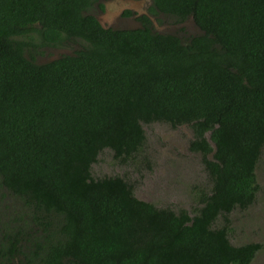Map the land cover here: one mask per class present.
<instances>
[{
  "label": "trees",
  "instance_id": "obj_1",
  "mask_svg": "<svg viewBox=\"0 0 264 264\" xmlns=\"http://www.w3.org/2000/svg\"><path fill=\"white\" fill-rule=\"evenodd\" d=\"M91 1L0 0V188L22 213L0 230V264H250L261 245H232L227 215L258 191L264 0H152L202 32L185 44L145 18L103 29L82 13ZM32 32L44 47L82 45L36 64ZM155 123L192 131L210 183L192 214L90 176L103 150L130 161Z\"/></svg>",
  "mask_w": 264,
  "mask_h": 264
},
{
  "label": "rangeland",
  "instance_id": "obj_2",
  "mask_svg": "<svg viewBox=\"0 0 264 264\" xmlns=\"http://www.w3.org/2000/svg\"><path fill=\"white\" fill-rule=\"evenodd\" d=\"M116 4L118 6L116 5L115 10L120 7L135 11L136 17L141 14L148 15L152 32L174 35L184 44L190 38L202 34L190 17L178 22L172 16L156 11L149 14L151 0H119ZM106 14V11H101L100 16L104 17ZM102 23L108 25L106 22ZM111 27L134 29L139 28L140 24L127 20L124 26L111 24ZM28 39L24 38L23 41L29 42L32 47L24 49V56L32 57L36 64H44L63 55H72L82 45L81 41L76 40L65 41L57 47H44L36 32H32ZM143 130L145 143L139 153L130 161L120 163L113 159L110 150H103L90 167L91 178L96 180L120 177L132 185L137 199L157 208H169L174 212L186 210L192 214L199 196L209 191L210 183L201 163V156L188 149L192 139L191 129L187 126L173 129L169 125L155 123L144 125ZM255 175L258 191L254 202L245 210L235 209L227 215L228 239L234 246L259 243L261 249L250 264H264V154L256 166ZM4 193L0 188V230L5 225H13L10 220L22 215L19 202L11 196L3 195ZM215 225L221 226V220Z\"/></svg>",
  "mask_w": 264,
  "mask_h": 264
},
{
  "label": "flooded vegetation",
  "instance_id": "obj_3",
  "mask_svg": "<svg viewBox=\"0 0 264 264\" xmlns=\"http://www.w3.org/2000/svg\"><path fill=\"white\" fill-rule=\"evenodd\" d=\"M119 0H92L90 2V7H88L85 11H83V15H89L92 16L103 29H111V30H130V29H117L115 27H111V24H121L125 25L127 20L135 21L140 24L139 28H142V24L140 19L145 18L149 21L148 27L151 28V23H150V18L146 14H141L136 17L135 11H129V10H124L123 8L118 7L115 10L116 7V2ZM103 4L104 6H101ZM118 6V5H117ZM153 8L152 0H151V9H148V13L152 14L153 11H151ZM123 9V10H121ZM106 11V16L101 17L100 13L101 11ZM137 19V20H136ZM123 21V23H122ZM102 22L108 23V25H104ZM121 22V23H120ZM116 26V25H114ZM133 29V28H131ZM137 29V28H134ZM151 30V29H150ZM152 31V30H151ZM57 47V45H56Z\"/></svg>",
  "mask_w": 264,
  "mask_h": 264
}]
</instances>
